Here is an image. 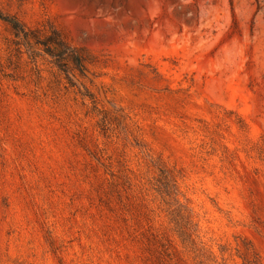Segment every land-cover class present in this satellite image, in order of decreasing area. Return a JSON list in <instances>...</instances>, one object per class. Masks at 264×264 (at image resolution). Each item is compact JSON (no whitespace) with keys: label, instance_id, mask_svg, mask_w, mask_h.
I'll use <instances>...</instances> for the list:
<instances>
[{"label":"rangeland","instance_id":"1","mask_svg":"<svg viewBox=\"0 0 264 264\" xmlns=\"http://www.w3.org/2000/svg\"><path fill=\"white\" fill-rule=\"evenodd\" d=\"M0 10V264H264V0Z\"/></svg>","mask_w":264,"mask_h":264},{"label":"trees","instance_id":"2","mask_svg":"<svg viewBox=\"0 0 264 264\" xmlns=\"http://www.w3.org/2000/svg\"><path fill=\"white\" fill-rule=\"evenodd\" d=\"M0 20L6 23L12 33L20 38L28 47L31 46L32 40L34 44L42 45L44 48L37 47V51H42L54 59V63L63 71L66 70V65L71 63L82 74L89 76V69L86 62L89 59L87 52L77 46L72 45L63 34L54 26L49 27V34H43L38 29H31L15 14H10L0 10ZM161 178L164 179V192L167 193V174L161 170Z\"/></svg>","mask_w":264,"mask_h":264},{"label":"water","instance_id":"3","mask_svg":"<svg viewBox=\"0 0 264 264\" xmlns=\"http://www.w3.org/2000/svg\"><path fill=\"white\" fill-rule=\"evenodd\" d=\"M89 74V73H88Z\"/></svg>","mask_w":264,"mask_h":264}]
</instances>
